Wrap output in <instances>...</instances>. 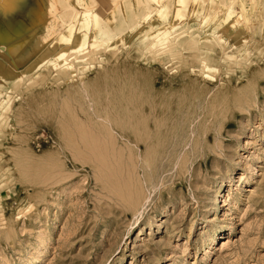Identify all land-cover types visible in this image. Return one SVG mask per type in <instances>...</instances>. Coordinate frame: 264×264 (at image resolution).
<instances>
[{"label":"rangeland","instance_id":"374dc122","mask_svg":"<svg viewBox=\"0 0 264 264\" xmlns=\"http://www.w3.org/2000/svg\"><path fill=\"white\" fill-rule=\"evenodd\" d=\"M233 1L211 38L224 54L209 56L207 81L183 75L186 88L178 75L189 67L178 69L175 57L180 0H152L151 16L135 0L6 1V15L27 23L40 8L71 3L78 27L54 46L35 30L20 52L35 45L29 56L0 63V264H264V0ZM98 5L116 17L110 30L87 14ZM63 12H54L59 32L69 19ZM240 14L249 34L237 63L224 55L243 30L224 26ZM229 62L245 68L220 86L218 71ZM203 102L216 120L199 124L200 141L198 128L183 141L194 104ZM131 110L153 118L157 156L144 164L153 189L142 180L140 150L124 146L138 128ZM100 145L120 161L100 158ZM173 157L182 173L175 182L165 176ZM112 173L125 185L134 179V192L124 196ZM130 195L141 202L134 211L123 207Z\"/></svg>","mask_w":264,"mask_h":264},{"label":"bare ground","instance_id":"6f19581e","mask_svg":"<svg viewBox=\"0 0 264 264\" xmlns=\"http://www.w3.org/2000/svg\"><path fill=\"white\" fill-rule=\"evenodd\" d=\"M6 1L7 0H0V63L2 64V67L8 66V63L11 66H15L17 64V62L19 61L20 55L21 56H23V55L29 56L31 54L30 51H33V49H35V45H33V47L31 49L29 48L30 50H26L25 52L22 51V52H24L23 54H21L20 52H21V48L24 47V45L28 43L30 37L33 35V32L35 30H38L40 32V34L38 35V38H41L44 41H47V39L51 38V40H50L51 44L50 45L54 46V45H57L58 43H60V41H62V40L64 41L65 39H68V40L70 38L72 39L71 34L73 32H75V30L78 27L77 21L72 20V16L75 13V8L71 3H64V5H62V6L57 5L56 3H51L50 5H47L44 8H40V10H38L35 13V15H33V14L29 15L30 22L27 23V22H23V20H21L19 18H16V17L12 18L13 16L9 17L6 15L8 10L11 11V9H9L10 7H8V10H7V8H4ZM135 1L137 3L145 2L146 6H145L144 10H145L146 16L152 15V13H153V11L151 10L152 0H135ZM189 1L190 0H180L179 5H181L183 8L181 10L177 11V13L175 15V24H176L175 25L176 26L175 57H176V59H178L177 66H178V69L183 67V65H185V64L187 67H189V70H188L189 73L187 71L188 74L178 75V76H180L179 79H180V85H182V88L185 87L183 83L181 84V82L184 81V79H185V78H183V75H186V76L187 75H189V76L193 75V77L196 75L195 76L196 78L199 76L198 78H201L202 80L207 81V79H208L207 74H209V72H211V69L209 68V56L213 52H218L217 48L215 50V47L211 44V38L222 27L219 25L222 24V22L224 23V21H225V18L222 15L221 10L223 8H225V6L230 7L229 5H231L232 2H234L233 0H205L203 5H202V6H204L205 3H208V11L205 14L203 12H200V9L198 7V5H199L198 0H193L192 3H190L189 13L185 14L186 10H187V6H188L187 3ZM115 4L116 3H114V5ZM95 7H98V8L94 9L93 11H87L86 10L87 14H89V16L91 17V19L94 23V26L100 27L101 30H110L111 28H113L115 23H116V17L114 16L112 19H108V17H106L107 14H104L105 13L104 7H101L100 5L95 6ZM63 9L66 10L65 16H64V12L61 13L60 16L63 15L64 17H69V19L66 23L67 25L65 24L66 26L62 24V26H61L62 31L59 32L58 26H55V24H53V20L57 19V17H59V15L56 16V14H54V12L55 11L56 12L62 11ZM229 10H231V9L229 8ZM229 12H231V11H229ZM76 15H77V13H76ZM242 15L240 17H236L233 20H231L230 22L226 23L224 28L226 30H233V29L238 30L237 28L241 26L240 28L243 30L242 27L245 26V20L242 19ZM48 31H52L53 33L48 34ZM152 33H154V32H152ZM58 34L62 35L63 37L60 36V38L61 37L62 38L57 39L56 36ZM248 34H246V30H243L242 33L240 32V34L231 42L230 47H231L232 52L226 51V55H224V56H227V57L229 56L228 59L230 61L233 60L234 62H237V63H238L239 58H240V60H242L241 55L245 49V44L247 42V40H245V37H247ZM73 35H74V33H73ZM77 36H78V34H77ZM52 37H54V38H52ZM67 37H69V38H67ZM77 40L79 41L80 38H78ZM29 43H30V41H29ZM29 43H28V45H29ZM252 46H253V44H252ZM231 53H233V54H231ZM219 54H224V53H222V50H221V52H218V55ZM237 56L239 57L238 59H236ZM229 66H230V68H229ZM232 67H234V68H232ZM236 67H237V69L238 68L239 69L245 68L241 64L235 65V63L231 64V62H229L227 69L223 70L221 68L222 70L218 71L219 78H220V80H222V81H219L220 86L224 85L225 81H223V80H225V77H227L231 73H234L237 71ZM220 71H222V72H220ZM198 78H197V80H199ZM187 82H189V81H187ZM236 90H237V88H236ZM189 92H190L189 96H187V97L190 98L192 96L193 92L192 91H189ZM186 99L187 98L184 97L183 103L186 102L185 101ZM190 104H192V101L190 102ZM201 106L202 107H198L197 104H194V110H193L192 114H189L188 119H187V120H189V124L187 125V128H185L182 131V133H184L185 131L187 132V130H188L187 134H189V136H187V138L189 139L190 133H192V132L196 133V130L198 128L199 133L196 134V137L194 136L195 142L197 140L200 141L201 133L203 132V128L199 124L206 122L208 118L212 119L211 116L215 115V114L209 113L210 110H211V112L213 111L212 109L214 107L209 110L208 107L205 106L204 102L201 104ZM180 111H181V109H180ZM175 114H176V112H175ZM130 115H131V118L133 120L134 119L137 120V118H139V121H137V123L134 122L131 129H135L137 127L138 128L136 131L132 132V136H133L132 138H126L124 146H128L129 145L128 143H130V144H134V146L137 147V149H136L137 152H139V150H140L139 160L143 164V166H141V167L143 170L142 173H143V177H144V178H142V180L144 183H146L147 188L149 187V188L153 189L152 188L153 182H152L151 178H147V175L144 172V170H145L144 164L152 161L153 158L157 156V152H156L157 150H154V148L152 147L153 143H154V141H152L153 140L152 136H153V132L155 130L152 131L150 129V125H151L153 118H151L147 113H145V116H144L143 112L140 113L138 110H131ZM216 115H217V113H216ZM216 115L214 116V119L217 118L218 115L217 116ZM179 116L184 117L185 113L182 111ZM176 118L177 117L175 115V119ZM218 120H219V118H218ZM210 122H211V120L208 122L209 126L212 123V122L211 123ZM218 123H219V121H217L213 125V129L215 131L218 129V125L220 124V123L219 124ZM223 123H224V127H225V123H228V121L223 122ZM209 130L210 129H208L207 131L205 130L206 132L204 131L205 133L203 134V136H206L204 141L208 142V143L211 142L212 137H213L212 136L213 133ZM220 130L221 129H219V131L218 130L217 131L221 132ZM187 138L185 137V133H184L183 141L186 140ZM103 140L101 142L100 141L99 142L101 144L103 142L106 144V146H108L107 141L104 142ZM117 140L121 141L119 137ZM95 142H97V141H95ZM97 143H96V146H98ZM142 143H144V145ZM102 145L99 146L100 147L99 149L96 148L99 152L102 151V149H101ZM145 146L147 147V149L144 150ZM92 148H93V151H95L93 146H92ZM116 149H117V146H116ZM103 152H101L102 154L99 155L100 158H101V156H102V158L112 156L113 159L115 158V159H117V161L118 160L120 161V159L118 158L119 157L118 154H120V153L118 151H116V153H115V151L110 152V153L109 152L103 153ZM105 152H107V151H105ZM117 152H118V154H117ZM180 156H181V154H180ZM184 156H185V154H184ZM165 158H167L166 155L161 154L159 161H162ZM101 161L103 162L104 160L101 159ZM168 161L170 162L171 160H168ZM169 164H170V165H168L169 167L172 166L170 170H174V172L171 174L170 173L166 174L165 176L168 180L174 181L175 176L182 174V173L179 170H177V172L175 173V157H173V160ZM110 172H111V170H110ZM110 175H109V177H110ZM112 175H113V173H112ZM119 175L114 174L113 179L117 180L118 185L122 184V185H119V189L124 194V196H126V193L131 188L132 182H130V181H133L134 179L133 180L129 179L130 178V176H129L128 180H127V181H129V183L127 182L128 184L125 185V182L121 181V183H120L121 177ZM109 177H108V179H109ZM124 179H125V177H124ZM110 180H112V179H110ZM133 183H134V181H133ZM116 185L117 184H115V186ZM132 187H133V185H132ZM129 192L131 193L134 191L132 190ZM168 192L172 193V195H173V193L175 192L174 188H169ZM158 194L160 195L159 197H161V198H163V196H165L163 191H161ZM125 200H126V204L123 205V207H126L128 210H130V209L135 210L138 208L139 204H141V202L139 203L138 198L136 196H133V195L127 196V198Z\"/></svg>","mask_w":264,"mask_h":264}]
</instances>
